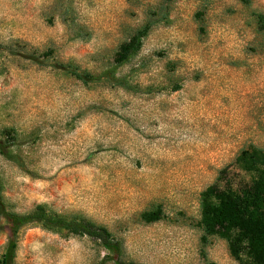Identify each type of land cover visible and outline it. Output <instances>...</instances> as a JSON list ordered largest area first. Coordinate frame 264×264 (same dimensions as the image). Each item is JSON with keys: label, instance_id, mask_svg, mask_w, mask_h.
<instances>
[{"label": "rangeland", "instance_id": "obj_1", "mask_svg": "<svg viewBox=\"0 0 264 264\" xmlns=\"http://www.w3.org/2000/svg\"><path fill=\"white\" fill-rule=\"evenodd\" d=\"M145 25L142 49L116 71L133 89L69 71L102 74ZM252 146L264 148V0H0L8 212L82 215L142 264H250L221 237L204 248L199 221L208 186L252 182L238 161ZM158 209L162 219L142 218ZM5 224L0 211V260ZM107 253L90 236L27 224L16 263L99 264Z\"/></svg>", "mask_w": 264, "mask_h": 264}, {"label": "trees", "instance_id": "obj_2", "mask_svg": "<svg viewBox=\"0 0 264 264\" xmlns=\"http://www.w3.org/2000/svg\"><path fill=\"white\" fill-rule=\"evenodd\" d=\"M150 31V25L139 28L118 48L111 68L99 75L86 71L69 69L85 83L111 77L126 89H133L125 78L116 76V71L128 64L140 52L144 39ZM240 165L254 173L250 184L235 188L229 183L225 187L217 184L208 186L201 194V218L203 247L213 237H221L228 242L231 254L242 261L247 256L250 264H264V148L252 146L242 151L238 158ZM227 168L221 174L227 173ZM3 183L0 178V211L6 220L8 244L0 262L17 264L16 256L19 241V229L27 224H39L49 229H64L69 232L87 235L97 240L108 253L99 264H142L124 257L122 241L105 226L98 225L82 215L67 216L54 212L46 204H38L29 212H8L4 206ZM142 218L152 223L163 218L161 209L145 211ZM204 258H207L205 249ZM110 259L111 262H108Z\"/></svg>", "mask_w": 264, "mask_h": 264}]
</instances>
